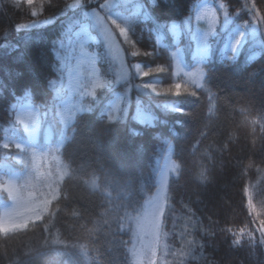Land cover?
Listing matches in <instances>:
<instances>
[{
  "label": "trees",
  "instance_id": "16d2710c",
  "mask_svg": "<svg viewBox=\"0 0 264 264\" xmlns=\"http://www.w3.org/2000/svg\"><path fill=\"white\" fill-rule=\"evenodd\" d=\"M106 1L0 0V175L30 169L31 149L18 161L20 149L4 144L7 136L27 137L15 118L25 99L52 128V143L65 133L59 153L66 169L40 219L0 229V264H133L169 144L175 168L152 264H264V48L247 42L235 62L222 59L228 35L248 27L255 9L264 26V0H207L220 18L225 6L232 22L212 37L200 84L181 80L173 52L182 47L187 66L195 65L192 19L202 0H119L110 9ZM93 11L119 35L130 71L98 87L64 130L57 105L67 94L75 31L92 23ZM44 18L51 20L24 26ZM85 46L97 53L101 72L113 75L104 43ZM117 92L120 114L110 117L105 109ZM138 107L150 122L136 118ZM9 201L0 186V210Z\"/></svg>",
  "mask_w": 264,
  "mask_h": 264
},
{
  "label": "rangeland",
  "instance_id": "374dc122",
  "mask_svg": "<svg viewBox=\"0 0 264 264\" xmlns=\"http://www.w3.org/2000/svg\"><path fill=\"white\" fill-rule=\"evenodd\" d=\"M78 1L76 0V2ZM117 3L118 0H107L105 6L110 9ZM221 10L222 20L220 21L214 5L205 0L195 9L192 19L194 26L193 56H204L203 50L198 51L197 49L198 38L202 40L206 34H209L208 44L211 53L217 43L212 37L216 35L219 29L225 30L229 28L232 22V14L228 10V12L226 11L225 6ZM120 15H123V12L120 11ZM115 16L119 17V15ZM252 18L254 21L249 27H238L233 34L228 35L224 47L234 38H243L242 45L249 41L250 44H259L264 48V27L261 24V18L260 21L258 20L257 11H253ZM48 19H35L29 22H31L30 25L39 24L48 22ZM29 22L24 23V26L29 25ZM91 22L92 26L84 23L76 32L75 41L77 42V47L72 54V61L67 70L66 86L68 93L59 102L58 106V113L64 126H67L73 120L77 111L89 108L85 98L89 95H95L98 87L123 80L130 71L122 45L108 19L103 13L93 11ZM187 22H190V20ZM173 29L176 35H179L182 31L180 26H175ZM92 39L102 40L108 47L109 53L117 64V71L114 76L103 75L100 72L96 52L84 46L86 42ZM174 56L176 73L181 77V80L200 84L204 76V70L200 65L201 59L197 58V64L194 67L187 68L185 65V53L182 48L176 49ZM177 85L180 86L182 83L178 82ZM122 97V94H118L109 101L105 111L110 117H116L120 114ZM143 112L150 116L149 113ZM15 116L25 129L27 139L8 136L4 140L5 144L21 150H27L40 140L51 141L53 133L50 127L46 130L42 129L41 112L29 99L19 103ZM135 116L137 117V109ZM23 153L22 151L19 152L15 158L18 161L23 160ZM165 156L167 158H165L158 175V188L147 202L146 210L140 223L138 230L139 243L135 251L133 264H152L153 259L150 254L156 251L160 243V223L165 207L168 179L175 167V161L171 156V144L167 147ZM31 170L30 181H20V172H13L6 177L0 175L1 187L11 196V202L4 205L1 209L0 224L3 231L24 227L32 220L41 218L50 201L59 193L58 182L64 176V167L55 147H47L45 150L35 148L32 152ZM22 186L25 188L24 191ZM262 239L264 242V236Z\"/></svg>",
  "mask_w": 264,
  "mask_h": 264
},
{
  "label": "snow or ice",
  "instance_id": "6c2138e0",
  "mask_svg": "<svg viewBox=\"0 0 264 264\" xmlns=\"http://www.w3.org/2000/svg\"><path fill=\"white\" fill-rule=\"evenodd\" d=\"M208 36L209 34H206L202 38V40L199 38L197 39V49L198 51L202 49L205 56H207L210 53ZM243 40H244L243 38H234L230 41V43L225 45L224 49L222 50V59L225 62V64H227L228 62L233 63L239 57ZM229 52L231 53V55H229ZM20 55L23 56L24 52L21 51ZM136 118L144 120L145 122L151 121V117L148 116L146 113H144L143 110L140 109L139 107L137 108Z\"/></svg>",
  "mask_w": 264,
  "mask_h": 264
}]
</instances>
